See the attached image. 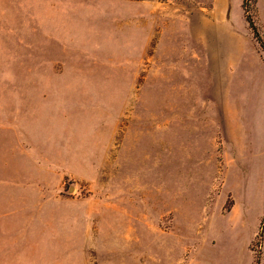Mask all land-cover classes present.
Returning <instances> with one entry per match:
<instances>
[{
  "label": "rangeland",
  "instance_id": "rangeland-1",
  "mask_svg": "<svg viewBox=\"0 0 264 264\" xmlns=\"http://www.w3.org/2000/svg\"><path fill=\"white\" fill-rule=\"evenodd\" d=\"M246 2L264 26V0ZM149 3L140 46L107 47L111 61L84 71L107 76L59 79L73 107L60 140L59 264H254L258 251L264 264V153L247 169L227 152L226 77L201 57L198 69L181 65L182 50L204 49L191 42L196 23L244 26L242 0ZM194 114L197 138L188 124L180 135Z\"/></svg>",
  "mask_w": 264,
  "mask_h": 264
},
{
  "label": "crops",
  "instance_id": "crops-1",
  "mask_svg": "<svg viewBox=\"0 0 264 264\" xmlns=\"http://www.w3.org/2000/svg\"><path fill=\"white\" fill-rule=\"evenodd\" d=\"M149 4L0 0V264H59L60 140L65 141L69 130L64 120L73 115V107L63 101L65 88L59 79L107 76L84 71L93 62L111 61L100 56L107 54V47L140 46L148 29L140 19L152 16ZM217 11L213 13L220 14ZM256 15L259 22V12ZM217 19L205 26L195 24L191 42L204 49L196 48L188 59V51L182 50L181 65L185 72L187 66L198 69L203 58V64L218 72L215 76L226 77L227 152H236L248 169V155L264 153V53L246 21L239 27ZM133 59L123 62H137ZM192 72L189 78L197 76ZM189 120H181L180 135L188 124L196 136V115ZM234 188L226 189L233 200ZM233 206L227 215L238 213L235 200Z\"/></svg>",
  "mask_w": 264,
  "mask_h": 264
},
{
  "label": "trees",
  "instance_id": "trees-1",
  "mask_svg": "<svg viewBox=\"0 0 264 264\" xmlns=\"http://www.w3.org/2000/svg\"><path fill=\"white\" fill-rule=\"evenodd\" d=\"M241 7L243 10L245 21L247 22L248 28L251 31L252 38L257 43L260 51L262 53H264L263 35L260 33L259 27L257 26V24L255 22V16L257 14L256 7L254 8V12L252 14L249 12V6L247 5L246 0H242ZM260 225H261L260 232L257 234V238H258L257 244H259V245H260V240H262V237H263V234L261 231L264 228V217H263ZM253 260H254L253 261L254 264H260V262H261V251H258L255 253Z\"/></svg>",
  "mask_w": 264,
  "mask_h": 264
}]
</instances>
